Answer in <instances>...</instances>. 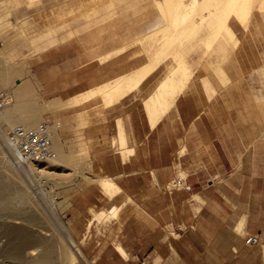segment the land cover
<instances>
[{
	"label": "crops",
	"instance_id": "0c3cea01",
	"mask_svg": "<svg viewBox=\"0 0 264 264\" xmlns=\"http://www.w3.org/2000/svg\"><path fill=\"white\" fill-rule=\"evenodd\" d=\"M160 1L155 2L163 10ZM227 3L228 0L176 2L175 12L189 19L186 35L181 26L168 33L165 24L149 30L139 38L148 59L100 88L109 105L139 88L160 66H155L136 87L110 90L127 85L131 77L150 67L156 54L150 41L161 29L165 33L158 39L163 38V42L178 39V45L165 53L175 56L179 50L183 64L191 69L185 83L177 86L178 93L167 95L168 105L159 111L156 120L148 109L155 92L146 97L143 127L133 128L137 130L135 142L127 140L121 130L122 142L128 143L116 151L120 169L107 177L119 188L118 192L111 195L100 185L96 199L85 203L91 208L105 201L119 209L120 236L111 251L101 254L100 261L264 264V13H255L246 24L234 12L228 19L225 12L209 16V7L224 9ZM254 6L264 9V0H250V12ZM225 20L232 32L218 27L223 28ZM20 33L10 32L8 44ZM214 38L208 47L207 41ZM233 40H238L235 47ZM200 42L214 66L210 63L208 74L196 69L189 82L198 60L190 54ZM118 50L124 51V46ZM167 75L162 80L164 86ZM110 93L116 94L110 98ZM173 102L175 109L169 110ZM113 126L109 130L119 135L117 118ZM128 149L133 150L128 153ZM178 171L189 174L192 190L164 189ZM92 189L87 186L83 193ZM251 234H257L260 241L248 243L246 237ZM206 246L221 248L222 252L204 256L197 248Z\"/></svg>",
	"mask_w": 264,
	"mask_h": 264
},
{
	"label": "rangeland",
	"instance_id": "374dc122",
	"mask_svg": "<svg viewBox=\"0 0 264 264\" xmlns=\"http://www.w3.org/2000/svg\"><path fill=\"white\" fill-rule=\"evenodd\" d=\"M155 1L0 0V75L14 71L8 83L4 84L5 81L0 79V92L6 91L9 100L10 91L22 87V114L30 113L31 107L37 114L35 124L28 127L34 128L44 120L58 125L65 153L64 159L52 158L37 166L41 170L46 169L40 171L41 178L23 168L6 167L0 157V170L6 172L5 179L16 180L14 196L23 199L18 202L23 208L19 214L0 207V264H22L6 254L11 237L4 234V224L31 228L39 236L52 240L56 261L66 258L67 264H113L100 261V256L111 251L120 236L119 209L108 206L105 201L91 208H87L85 203L96 199L100 185L111 195L118 192L117 186L112 189L104 187L102 178L107 179L108 175L120 169L116 164V151L128 143L122 142L121 130L127 140L132 138L135 142L137 130L133 128L135 125L143 127L146 97L153 92L158 95L165 89L162 80L169 69L179 72L180 59L165 53L178 45V39L163 42L158 35L176 31L181 26L185 36L189 19L175 12L178 6H173L174 14L168 16ZM260 11L264 13V9L254 6L250 14L236 18L246 24ZM16 19L19 21H12ZM162 24L167 29H161L153 41L149 40L150 46L156 49L149 66L155 64L160 67L139 88L109 105L100 88L148 59L139 38ZM218 27L223 30L222 25ZM12 31L21 33L11 40L10 45L8 36ZM236 41L234 43L233 40L232 47L238 44ZM122 46L124 51L120 52L118 48ZM204 47L200 42L190 54L198 60L194 62L189 82L193 80L196 69L208 74L210 63L214 66V62L209 63L210 56L204 54ZM187 71L189 75L191 69ZM189 82L184 90L188 89ZM114 89L116 87L110 90ZM179 89L177 87V92L168 95H176ZM53 95L55 99H52ZM90 96L92 98L89 99ZM171 109H175V102ZM115 118L119 135L116 130H109ZM16 124L22 123L4 126L5 130H0V133L8 132ZM138 131L144 133V130ZM0 141L5 144L1 135ZM4 146L10 156L6 144ZM128 150L130 153L133 149ZM107 151L110 152L108 155ZM122 154L127 157L126 152ZM34 169L39 170L35 166ZM180 176L189 180V174L178 171L164 184V189L167 190L168 182ZM90 185L94 189L83 193L84 188ZM44 187L49 188L48 194L42 193ZM5 213L7 217L4 218ZM119 249L125 254L123 247ZM197 249L204 256L222 252L215 246Z\"/></svg>",
	"mask_w": 264,
	"mask_h": 264
},
{
	"label": "bare ground",
	"instance_id": "6f19581e",
	"mask_svg": "<svg viewBox=\"0 0 264 264\" xmlns=\"http://www.w3.org/2000/svg\"><path fill=\"white\" fill-rule=\"evenodd\" d=\"M179 1L180 0H162L160 1V5L162 6L164 12L167 13V15L173 16L174 14L173 6L175 5L176 2ZM166 8L168 9L167 11ZM223 12H225L226 14L225 19H228L229 16L232 14V12H234L238 16H241L242 14L247 15L250 12V0H228L227 7L224 9H220L217 7L216 8L209 7L210 17ZM223 29L227 30L228 32H232V29L227 24L226 20L224 21ZM215 40H216L215 38L212 40H208L207 46L211 47ZM175 56L181 61L179 72H173V69H170L169 74L167 75L168 80L165 82L166 84L165 89L161 91L158 95L154 96L148 106V109L150 110V113L152 115V118H154V120H156V116L158 115L159 111L165 110V107L168 105L167 95L172 94L174 91H176L177 86H179L180 83H185V80L188 77V71H187L188 67L185 66L182 62L183 54L179 52V50H177ZM154 68H155V64L153 66L148 67L140 74L131 77L130 80L127 81V85L119 86L118 88H116L115 92H120L124 89L126 90L125 86H128V88H133L138 86L142 82V80L153 71ZM12 72L8 71L7 73L0 75V79H3L5 81L4 84L8 83V80L10 79V75L12 74ZM21 89L22 87L14 88L13 90L10 91L9 94L10 99L7 100L6 98V106L0 111V130L2 131L5 130V128H3L4 126L7 127L13 123L21 122L22 124L28 127L34 125L37 120V114L33 109V107L29 108L30 113L22 114L24 111V94ZM115 94L116 93H110L109 94L110 98H113ZM57 127L58 125H53V124L50 126L52 149H53V156L51 157V159L55 158L58 160V159H64L65 153L63 151L64 150L63 144L61 143V134ZM7 133L8 132L6 133L3 132L2 134L0 133V135L2 136V139L4 140L11 157L8 154H6V151L4 150L5 144L3 145V142L0 141V157L2 158L1 161L3 165H5L6 167L14 166L16 168L18 167V169H21V167L16 163V160L13 156V151L7 144L6 141ZM34 166L40 171L46 170L44 168H42L41 170L39 167H37L40 166V164H35V165H31L30 167L32 171H35ZM23 169L26 172L30 171L28 167H25ZM4 173L6 172L0 170L1 210H10L19 214L21 213L23 208L21 207V205L18 204V202L19 201L21 202L23 199L20 200L19 198L14 196V191L17 187L16 180L11 179L10 181H7L5 179ZM10 173L13 172L10 171ZM102 180L104 187L109 189L116 187L115 183L110 179L105 178ZM5 216L6 213L4 215V218ZM3 226H4L3 228L4 234H7L11 237L10 244L6 249V254L8 256L18 259L19 261H21L22 264H67L66 258L63 261H56L55 244L53 243L52 240L45 239L39 236L38 233L32 230L31 228H24L19 225H8V224H4ZM30 247H33V249L28 250V248Z\"/></svg>",
	"mask_w": 264,
	"mask_h": 264
},
{
	"label": "built area",
	"instance_id": "2783aa9c",
	"mask_svg": "<svg viewBox=\"0 0 264 264\" xmlns=\"http://www.w3.org/2000/svg\"><path fill=\"white\" fill-rule=\"evenodd\" d=\"M7 92H0V111L6 106ZM51 121L44 120L34 128H29L24 124H16L10 128L6 135L8 146L13 151L16 163L21 167H28L29 173L33 176L43 177L38 171H32L31 165L44 164L53 156L51 141ZM193 185L187 177H176L166 185V189L173 191L175 189L192 190ZM42 193L48 194L49 188L44 187ZM56 197V196H55ZM248 243H257L260 238L257 234H251L246 237ZM142 264H147L143 262Z\"/></svg>",
	"mask_w": 264,
	"mask_h": 264
}]
</instances>
